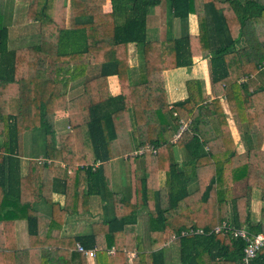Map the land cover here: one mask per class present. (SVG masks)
Here are the masks:
<instances>
[{
    "label": "trees",
    "instance_id": "obj_1",
    "mask_svg": "<svg viewBox=\"0 0 264 264\" xmlns=\"http://www.w3.org/2000/svg\"><path fill=\"white\" fill-rule=\"evenodd\" d=\"M165 1L173 16L182 20L195 14L198 33L146 40V16L151 7ZM28 0L27 18L38 22L36 44L9 49L8 27L3 23L4 2L0 0V254L3 264H13L24 254L35 255L37 264H56L64 251L78 264L88 258L76 251V244L98 247L96 264H161L158 245L179 236L181 244L192 239L229 241L236 247L232 256L241 264L244 241L229 230L211 231L222 222L237 228L242 222L249 232L264 233V202L260 219L250 217L252 190L264 199V0ZM116 15L122 17L118 22ZM112 36L107 46L81 45L82 38ZM129 42L136 43L149 64L143 77L142 102H123L124 97H102L106 77L121 75L126 65ZM208 56L209 77L214 97L207 100L201 81L186 80L187 97L169 106L163 93L162 70L189 66L194 56ZM100 63V72L89 77L83 92L66 97L67 84L85 72V65ZM245 78L244 81H240ZM140 92H142L140 90ZM220 97H224L242 134L246 147L237 152ZM122 98V104L117 100ZM67 109L70 131L56 136L54 112ZM131 110L132 116L127 115ZM86 113V114H85ZM180 119H190L188 128L173 141ZM208 121V122H207ZM210 124L212 135L201 128ZM32 132V142L49 162H29L28 173L20 176L24 135ZM133 141L136 146L152 144L157 166L165 170L166 183L153 189L150 183L151 149L142 157V174L132 167ZM185 149L178 162L173 145ZM135 146V147H136ZM128 155L131 183L128 194L111 195L112 215L90 224L87 233L61 236L67 215H81L94 187L109 184V160ZM99 161L97 166L93 164ZM64 163V166H61ZM50 176L52 179L50 180ZM244 179V191L234 196L232 184ZM62 180L65 203L50 198ZM195 187L190 189V182ZM88 183L84 193L83 184ZM108 188V187H107ZM100 193V192H99ZM101 194V193H100ZM104 197V193L101 194ZM239 198L245 201V216L239 214ZM44 200L51 206L46 215L36 208ZM145 210L153 226L150 251H145L141 235L126 230ZM15 219H25L31 251L18 249L14 240ZM202 228L203 234H181ZM211 231V232H210ZM42 246L47 249L42 252ZM115 247L113 254L107 248ZM184 245L182 255L184 254ZM264 247L254 264H260ZM21 256V257H20ZM25 256V255H24ZM112 258L113 260H111ZM183 264L189 259L183 256ZM238 259V261H237ZM0 264L1 261H0Z\"/></svg>",
    "mask_w": 264,
    "mask_h": 264
},
{
    "label": "crops",
    "instance_id": "obj_2",
    "mask_svg": "<svg viewBox=\"0 0 264 264\" xmlns=\"http://www.w3.org/2000/svg\"><path fill=\"white\" fill-rule=\"evenodd\" d=\"M21 0H7L4 2L3 11V23L8 27V40L7 47L9 49H16L31 44H36L39 41L38 22L27 18V4L28 0H24L25 9L21 6H17ZM20 7V8H19ZM103 10L110 12L112 5L110 0H106L103 5ZM118 22L122 21V17L116 15ZM184 31H188L190 34L198 33V23L195 14H189L188 18L182 20L172 15L168 4L163 1L153 7H151L146 16V40H163L168 36L178 37ZM81 45L88 46H107L113 43L112 36L87 38L80 40ZM122 56H126L127 63L121 68L120 77L118 74H110L106 77L105 89L103 94L92 95V102L100 100L102 97L106 98L111 96L113 99L124 97L123 102H127L130 106L131 102H142L141 97L143 95V77L145 73L149 71V64L147 65L145 58L139 50V46L134 42H129L126 47V51L120 53ZM85 72L76 79H73L67 84L66 97L72 98L81 94L85 88V82L89 77L96 75L100 72V63H91L85 65ZM162 84L163 93L158 95L167 101L169 106L176 101H182L187 97V89L185 82L191 78H197L201 81L203 88V95L207 100L214 97L210 85L209 77V60L208 56H194L192 63L189 66H178L162 71ZM95 85L88 82L86 86ZM140 90L142 92H140ZM222 109L226 115V121L229 126V130L234 141L237 152H243L246 144L242 134L236 128L234 119L228 107V103L224 97H220ZM117 105L122 104V98L117 100ZM86 114V113H85ZM127 115L132 116L131 110ZM54 127L56 136L62 133L70 131L69 113L67 109H59L54 112ZM184 121V120H181ZM190 123V119L187 120ZM208 122V121H207ZM180 126V125H179ZM179 129V127H178ZM177 129V131H178ZM176 131V132H177ZM202 133L205 136L212 135V128L210 124L201 128ZM175 132V134H176ZM174 134L173 141L176 140ZM32 132H26L24 135L23 153L20 157L19 173L20 176H26L28 173L29 162L31 159H36L40 164L43 162H49L46 156L41 152L39 146L34 145L32 142ZM133 151L129 153V156H133L132 167L135 168L137 177L142 174V157L141 154H135L134 151L139 147L134 144ZM136 146V147H135ZM261 148L264 150V139L261 143ZM173 154L175 160L182 162L185 160V149L178 145H173ZM128 155H120L113 157L109 160V184L107 187H94L93 193L89 194L88 201L85 205L79 209L83 210L81 215H67L65 223L60 231L61 236H68L74 234L87 233L90 230V224L94 221H101L107 215H112L113 206L111 204V195L115 192H121L124 195L128 194V189L131 183V168ZM100 162L96 161L93 166H97ZM64 166V163H61ZM52 176H50V180ZM150 183L153 189L162 187L166 183L165 170L157 166V158L154 153L150 156ZM244 179L235 181L232 184V192L234 196H240L244 191ZM83 191H88V183L84 182ZM190 189L195 187V181L192 180L189 185ZM105 194L104 197L100 194ZM50 198L53 202L59 204L62 207L65 203V190L63 181L60 180L55 185V188L51 191ZM238 211L242 218L245 216V201L238 199ZM264 199L261 196L259 189L252 190L250 217L253 222H257L260 219L261 208L263 206ZM36 208L46 214H51V206L44 200H40L36 204ZM141 213L143 216L141 217ZM14 240L12 243L18 249L31 251L34 248L29 244L28 226L25 219H15L14 221ZM151 220L145 210L138 213L137 221L134 224L128 225L126 230H134L141 235V243L145 248V251H150V244L152 243V237L149 235V231L152 229ZM239 227H245L242 224ZM193 231H190V230ZM201 229L203 232H197ZM2 225L0 223V233H2ZM211 232V231H210ZM205 233L202 228H190L188 231H182L181 234H203ZM262 233V232H257ZM264 234V233H262ZM241 239V238H240ZM242 240V239H241ZM243 241V240H242ZM184 247V254L182 255V247ZM114 247V246H113ZM264 247V246H263ZM262 247V248H263ZM44 252L47 246L40 247ZM115 248V247H114ZM261 248V249H262ZM157 249L161 251L158 256V260L161 264H183L184 257L189 259L188 264H235L234 253H236V247L232 246L229 241H216L208 242L201 239H192L188 243L181 244L179 236L171 237L163 244L158 245ZM260 249V250H261ZM243 250V249H242ZM259 250V251H260ZM115 252V251H114ZM113 254V253H112ZM128 264H131V256L133 252L128 253ZM0 254L1 263H5ZM25 255V256H24ZM20 259H17L13 264H37L38 261L35 255L24 254ZM113 260L112 258H110ZM56 264H78L77 258L73 260L70 255L64 251H59L55 258ZM87 264H96L95 258H88ZM238 261V259H237ZM260 264H264V252L260 257Z\"/></svg>",
    "mask_w": 264,
    "mask_h": 264
},
{
    "label": "built area",
    "instance_id": "obj_3",
    "mask_svg": "<svg viewBox=\"0 0 264 264\" xmlns=\"http://www.w3.org/2000/svg\"><path fill=\"white\" fill-rule=\"evenodd\" d=\"M245 78H241L240 81H244ZM188 121H181L178 131L175 134V138H178L181 132L188 128ZM145 149H151L155 153V148L152 144H144L139 146L134 153L142 154ZM221 230H229L233 236L239 237L244 241V247L242 250L241 264H254V260L257 257L259 250L264 246V234L262 233H253L249 232L245 227L233 228L228 223L222 222L219 225H216L211 231L217 233ZM190 231H193L192 229ZM197 232L202 233L201 229L196 230ZM76 251L81 252L87 258H94L96 252L100 250L98 247L94 248H85L82 244H76ZM107 253L112 254L115 251V248L111 246L107 248Z\"/></svg>",
    "mask_w": 264,
    "mask_h": 264
},
{
    "label": "rangeland",
    "instance_id": "obj_4",
    "mask_svg": "<svg viewBox=\"0 0 264 264\" xmlns=\"http://www.w3.org/2000/svg\"><path fill=\"white\" fill-rule=\"evenodd\" d=\"M3 2H7V0H3ZM24 3H25L24 0H21V1L18 2L17 6H21V7H23V9H25L26 7H25ZM26 4H27V1H26ZM142 216H143V213H141V217Z\"/></svg>",
    "mask_w": 264,
    "mask_h": 264
}]
</instances>
